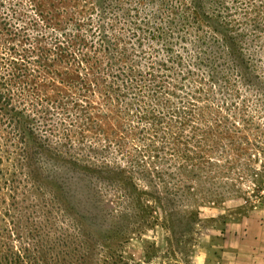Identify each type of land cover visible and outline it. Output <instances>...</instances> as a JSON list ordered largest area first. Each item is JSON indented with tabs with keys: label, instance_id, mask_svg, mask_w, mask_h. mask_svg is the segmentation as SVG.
I'll list each match as a JSON object with an SVG mask.
<instances>
[{
	"label": "trees",
	"instance_id": "obj_1",
	"mask_svg": "<svg viewBox=\"0 0 264 264\" xmlns=\"http://www.w3.org/2000/svg\"><path fill=\"white\" fill-rule=\"evenodd\" d=\"M246 183L264 0H0V264H119Z\"/></svg>",
	"mask_w": 264,
	"mask_h": 264
},
{
	"label": "rangeland",
	"instance_id": "obj_2",
	"mask_svg": "<svg viewBox=\"0 0 264 264\" xmlns=\"http://www.w3.org/2000/svg\"><path fill=\"white\" fill-rule=\"evenodd\" d=\"M242 190L246 199L234 197L200 206L198 216L190 221L194 226L190 233L181 236L157 225L143 234H133L126 246L119 248L123 249L119 264H238L236 258L245 260L240 264H249L247 257L236 253L250 256L254 236L264 231V196H256L249 183L242 185ZM185 222L183 219L181 224ZM100 264H115V260Z\"/></svg>",
	"mask_w": 264,
	"mask_h": 264
},
{
	"label": "crops",
	"instance_id": "obj_3",
	"mask_svg": "<svg viewBox=\"0 0 264 264\" xmlns=\"http://www.w3.org/2000/svg\"><path fill=\"white\" fill-rule=\"evenodd\" d=\"M263 235H264V231L260 230L257 237L254 236L255 244L250 253V256H247V253L244 252L242 254L236 253L238 254L237 257H240L241 255L243 256V259L247 257L249 259V264H264V243H262V241L264 240ZM236 259H237L236 261L239 262L238 264H240V262L242 261H245V260H241L240 258H236Z\"/></svg>",
	"mask_w": 264,
	"mask_h": 264
}]
</instances>
